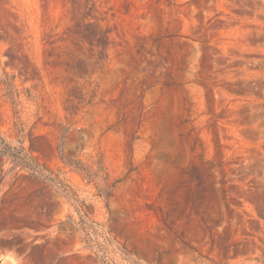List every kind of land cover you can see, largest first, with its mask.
<instances>
[{"label":"rangeland","instance_id":"374dc122","mask_svg":"<svg viewBox=\"0 0 264 264\" xmlns=\"http://www.w3.org/2000/svg\"><path fill=\"white\" fill-rule=\"evenodd\" d=\"M4 143L0 264L264 262V0H0Z\"/></svg>","mask_w":264,"mask_h":264},{"label":"trees","instance_id":"16d2710c","mask_svg":"<svg viewBox=\"0 0 264 264\" xmlns=\"http://www.w3.org/2000/svg\"><path fill=\"white\" fill-rule=\"evenodd\" d=\"M0 154L10 156L14 161L19 162L20 164L26 166L27 156L22 153V150L19 148H14L4 143L0 146ZM68 222H73L71 217H68ZM256 264H264V262H257Z\"/></svg>","mask_w":264,"mask_h":264}]
</instances>
